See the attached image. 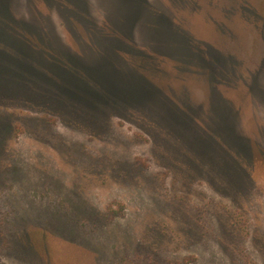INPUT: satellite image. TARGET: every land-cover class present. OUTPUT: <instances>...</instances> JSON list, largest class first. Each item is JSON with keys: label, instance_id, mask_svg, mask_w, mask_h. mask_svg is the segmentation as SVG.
<instances>
[{"label": "rangeland", "instance_id": "rangeland-1", "mask_svg": "<svg viewBox=\"0 0 264 264\" xmlns=\"http://www.w3.org/2000/svg\"><path fill=\"white\" fill-rule=\"evenodd\" d=\"M0 264H264V0H0Z\"/></svg>", "mask_w": 264, "mask_h": 264}]
</instances>
